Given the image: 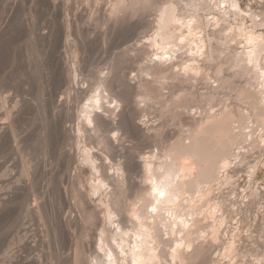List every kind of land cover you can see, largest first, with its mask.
<instances>
[{"label":"bare ground","instance_id":"bare-ground-1","mask_svg":"<svg viewBox=\"0 0 264 264\" xmlns=\"http://www.w3.org/2000/svg\"><path fill=\"white\" fill-rule=\"evenodd\" d=\"M85 1L86 8L88 7L87 5H95L100 9L101 5L107 4V17L114 18V22L124 19L126 11H130L131 15L138 8L140 9L143 4L145 5L140 10L149 9L148 6L153 7L156 4L155 2H150L148 5L149 0ZM155 1L157 2V0ZM152 3L155 4L153 5ZM222 3L225 4L221 6L220 4ZM76 4H78L77 0H0V45L11 37L15 39L16 36L20 35L18 38H22L21 41H19L20 39L17 41L21 42L17 45L20 50L17 53L20 55L21 50H23V58L26 64H21L22 66L26 67L27 65L29 67L32 65L33 67V73L31 74H34L33 84L36 95L32 100V104H30L34 107L35 110L33 111L37 114L40 111L44 113L45 110L43 111L44 102L42 103L40 97L42 94L40 89H43V87H40L42 84H40L39 73L41 63L39 53L41 51L36 52L35 50L45 37L52 39L51 41L53 39L56 41L60 34H63V38L67 37L70 27L67 19V14L69 13L67 11L70 8L73 9L72 7ZM159 4L155 5L154 8L158 7L156 9L154 32L144 45L140 44L137 47V52L144 56L146 61L143 72L155 78H170L181 84L189 82L191 79L196 80L205 65L212 70V73L205 75L206 90L197 95L198 97L189 92L188 97L172 99L170 105L174 108L181 107L183 111L184 108L187 110L189 105L194 102L206 103L208 107L197 113L189 114V120L187 117L184 122L181 121L183 117L181 114L183 113H173L176 117H179V122L181 121L179 124L182 122L185 124L187 120L188 128L185 131L180 129L177 133L175 132L176 135L173 140H170V137H173L172 135L170 137L162 135L165 140L162 137L160 138L161 135L155 138V140L159 138L161 141L163 140L162 144L157 140L162 148L159 146L161 150L160 159L155 162L153 161L154 159H151L153 157L148 160L147 157L140 158L139 155L138 158L132 151V147H128V151H124L125 148L119 143L118 138L122 136L121 138L124 140L126 137L133 139L138 138V136L141 138L147 137V139L150 137L151 133L149 131L154 127L151 124V127L150 125H141L135 121L136 117L141 116V111L144 110L140 105L141 102L163 96V92H160V86L158 87L156 83L154 84L152 81L145 79L144 76H139V79L137 77L135 81L134 79L133 81H130L131 79L125 81L123 78L118 79L116 77L117 73L115 75L114 71L112 73L107 72L106 75H102L99 78L98 89L92 94L90 93L91 95L89 98L87 97V102L85 101V104L82 103L83 105L78 108L77 116H75L76 113L73 111L75 113L74 116L78 118L74 128L63 125L65 119L73 116V113H70L71 105L69 102L62 98L58 99L57 102L54 101L55 104L53 102V107L48 108L51 110H47L49 111L48 116L50 119L48 118L47 120L49 125L48 123L45 125L49 126L52 136L49 137L50 133L47 134V141L49 143L53 135L56 136L54 141L57 142V147L52 148L51 152H55L59 159L64 160L65 166L67 165L68 167L76 162L73 171L74 179L71 185L73 192H71L76 200L75 202L81 207V224L84 221V223L94 225L98 229V234L96 233L98 240L93 246L95 255L92 259L94 261L85 259V250L81 246L80 249L78 248L79 252L77 249L74 252L73 264H80L81 262L85 264H195L205 258L208 261H212V258L210 259L208 256L210 255L209 251L211 253V250L217 247L214 244V240L220 235L221 227L226 218L230 217L233 212L228 206L227 197L222 196L219 190L215 194V186L218 185L217 187H219L222 181L228 184L232 181L233 174L230 169L234 166L245 164L250 178L256 177L259 169L264 168V159L249 158V154L254 148H259L260 152H264V30L261 31L259 29V27H264V15L251 10V8L244 12L237 0H187L184 1V4L181 3V0H166ZM146 6L148 8L144 9ZM43 7L53 12L54 21L48 26L44 25L41 18V9ZM214 10L220 11V13L222 11V13L227 12L239 15L246 13L250 24L248 22V25H246V22L241 23L240 21V24H237L233 29L228 28L229 25H222L215 17L211 25L212 28L209 29L210 19L206 18L208 21L204 20L200 12L209 13L211 11L214 12ZM227 13H224V15ZM225 18L227 19L228 17ZM106 21L109 20L106 19ZM226 27L229 30L225 36H222V39L218 38L220 31H224ZM46 28L47 30H45ZM61 29L62 31H60ZM14 34L16 36H13ZM187 46L188 48H186ZM184 48L186 50L182 51ZM152 51L153 55L150 54ZM184 52L188 53L186 56L188 62L181 63L179 61L181 72L173 70V66L178 65L177 58L181 57ZM221 53L225 56H223L222 60H218L217 58L221 56ZM16 54L13 53L14 56ZM55 55L57 56L54 59V70L52 68L51 74H46H49V77L55 74L54 78L57 76L60 84L62 83L64 87L67 86L64 91L69 90L68 93H66L67 91L65 92V96L66 94L68 95L66 98L70 97L69 100L72 99V94L75 95V93L70 91L73 87H76L75 91L81 97L85 96L86 90L82 86L77 85L79 82L77 83V77L75 78L73 71H71L72 69L70 70L72 67L69 68L68 64L65 65L66 62L62 63L63 60L61 59L64 58L59 59L58 53ZM200 61L202 64L199 63ZM1 66L0 63V68ZM224 71H227V73L225 74ZM2 75L0 74V142L4 141L3 144L10 151L8 154L11 155V152H16L17 154L19 151L21 153L19 139L22 136L20 134L22 132L20 131L19 133V130L22 127L18 128V119L29 105L30 95L27 98L26 91L19 89L20 87L15 89L3 88L2 80L5 77L10 80V75L7 76L5 74L4 78ZM8 85L4 87H8ZM222 90H227L232 99L242 104L243 108L234 103L229 104L225 100H220L216 104L218 93L222 92ZM64 91L62 89L61 92L64 94ZM50 92L49 95L52 94ZM50 98L52 97L50 96ZM161 102L162 105L165 103L169 105V102ZM70 103H73V101ZM111 103L113 104L112 106ZM31 105H29L30 109L33 108ZM215 105L219 106L213 108ZM73 107L75 106L73 105ZM27 109H25V112H27ZM74 116L73 118H75ZM34 117L37 118L35 115ZM38 120L37 118V122ZM56 123L61 124L57 126ZM42 129L45 130V127ZM49 129L46 127V130ZM22 130L26 131V129ZM111 131H119L121 134L118 135V132L109 134ZM86 133L89 138H95L99 148H89L88 142L87 146L85 140L88 139V135L85 137ZM19 134L21 135L20 137ZM166 134L168 133L164 135ZM151 136L154 137L152 134ZM42 137L46 140L45 135ZM22 138H24V134ZM123 140L121 139V141ZM73 147L77 148L78 158L71 152ZM66 148L67 150H65ZM2 149L4 148L2 147ZM101 150L108 151L110 153V156L107 154L109 157L118 153L121 159L109 164L111 162L103 161L106 156L103 157L100 154L101 152L99 151ZM106 159L109 158L106 157ZM22 163L21 175L26 178L31 177V175L34 176V172L31 170L32 167L30 165L27 166V162L25 164L24 162ZM108 169L113 170L111 172ZM237 170L239 171V169ZM136 176L139 180L135 179ZM18 183L19 185L14 186L12 184L14 187H8L11 193L14 192L19 195V190H22L20 191L21 194L24 188L27 191L32 185L31 182L21 183L22 185L20 182ZM127 190L128 193L133 191L135 194V200L130 199L133 202H123L124 198L122 195ZM31 193L33 194V192ZM251 195L255 198L258 192L255 190L251 191ZM129 196L131 197V195ZM5 204V197H0V211L7 207ZM32 209L40 214L41 206L35 204ZM67 224L70 226V223ZM127 224L129 226L125 227ZM205 231L208 232L207 234L210 235V238L203 237V232ZM165 233L171 234V236L165 237ZM233 242V239L229 240L223 252L224 257H228L229 261L226 260L228 264H234L232 252L235 246ZM213 264H223V262L216 261Z\"/></svg>","mask_w":264,"mask_h":264},{"label":"rangeland","instance_id":"rangeland-1","mask_svg":"<svg viewBox=\"0 0 264 264\" xmlns=\"http://www.w3.org/2000/svg\"><path fill=\"white\" fill-rule=\"evenodd\" d=\"M160 1L157 0L156 2L155 0H149L148 5L150 4V2L156 3V4L152 3L153 5L154 4L158 5L159 3L161 4L165 2L166 0L165 1L160 0ZM184 1H187V0H181V3L184 4ZM193 1H196V0H193ZM237 1L239 3L240 8L244 10V12H246L247 9L251 8V10L264 15V0H237ZM81 2H84V3H81ZM85 2H86L85 0L84 1L77 0L78 4L72 7L73 9L71 8L68 9L69 12L67 11V13L69 14H67V19L70 24V27H69V33L67 37L63 38V34H60L59 37L56 39V41H54V39L53 41H51L52 39L45 37L43 42L41 43L42 45L40 44L38 48L36 47L37 49L35 51L36 52L41 51L39 54L42 57V58L40 57L41 63H40L39 73H40V80H41L40 84H42L40 87H43V89L42 88L40 89V92L42 93V94L40 93L42 95V96L40 95V97H41L42 103L44 102L43 104L45 105V106L43 105V108H44L43 111L45 110L44 113L40 111L39 114H37L35 111H33L35 109L31 105L32 100L33 98H35V95H36L35 87L33 84L34 74H31L33 73L32 65H30L29 67H27L26 65V67H24L26 63L23 58L24 57L23 56L24 54L22 52L23 50H21L20 55L19 53H17V52H20L17 45L21 43L17 41L19 39H20L19 41H21L22 38L21 37L18 38V36L20 35L17 34L18 36H16V34H14L13 36H16L15 39L11 37L10 39L6 41L7 43L4 42L3 44L0 45V50L2 51V52L0 51V63L3 66V67L1 66L0 68L2 69L0 70V74L1 75L3 74L2 75L3 78L8 73H9L8 75H10L9 76L10 80L7 77H5V79L2 80L3 81L2 87L5 89L7 88L15 89V88L20 87L19 89L25 90L27 93L26 95L27 98L29 97L28 95H30V98H29L30 100L28 99L29 100L28 104L33 107V108L31 107L32 109H30V106L28 105L27 107L29 110L26 107L25 109H27V112H25V109H24L23 112L25 114L22 112L23 114H21L20 118L18 119V124L20 125V123H22V125L20 126L17 124L19 129L20 127H22L19 130V133L21 131L24 134V138H22L23 137L22 133H20L22 136L19 134V137L21 136V138L19 139L21 153L19 151L17 152V154L16 152H11V155H9L8 152L10 153V151L3 144L4 141L0 142V149H1L0 150V154H1L0 155V174H1L0 175V197L2 196L3 198L5 197V200H6L5 206H7L6 207L7 209L4 207L6 210L3 209L0 211L1 212L0 213V216H1L0 217V252H1L0 253V257H1L0 264H73L74 262L72 261L73 260L72 258H73L74 252L76 249L77 250L78 248L80 249L81 246H83L85 250L84 251V253L86 254V255L84 254L85 259L90 260L95 255L94 254L95 250L93 246H95V243L98 240V237H97L98 229L95 228L94 225H90L89 223L88 224L84 223V221L83 223L85 225L83 223L81 224L82 222L81 221L82 219L80 216V214L82 213V211L80 210L81 207L78 206V203L75 202L76 200L73 198V193H72L73 191H72L71 185L74 179L73 171H74V167L76 166V162L70 164L68 167L67 165L65 166L66 163L64 162V160L59 159L56 156L55 152L53 153L51 152L52 148L57 147V142L54 141L56 136L53 135V138L51 139L49 143L47 141L48 140L47 134L50 133V129L48 128L49 126L45 124L49 122L47 121L49 118L48 113L51 109H48V108H50L51 106L53 107V105L55 104L54 101L57 102V100L60 98H62L63 100L65 99V101L69 102V104L71 105L70 113H73V116L76 113L75 116H77L78 110H79L78 108H80L83 104H85V101L87 102V99L89 98V96L93 92H95V90L98 89L99 78L102 77V75H106L107 72L112 73V71H114L113 72L114 74L117 73L118 76L116 74L115 75L116 77H118V79L123 78V80L125 81L127 80L129 81L130 79H131L130 81H133V79L135 81L139 79L140 77L144 76L145 79L152 81L154 84L156 83L158 87L160 86L159 87L160 92L161 93L163 92L162 93L163 96L157 99L155 98V99L146 100L147 102L146 101L141 102L140 105L144 110H142L143 112L141 111L142 113V114L140 113L141 116L139 115L136 117L137 119L135 118L136 119L135 122L140 123L141 125L146 126V125L151 124L152 127L154 128H152V130H150L151 129L150 128L149 133H151L154 137H152L150 134L149 136L151 138L148 137V139L147 137L141 138L140 136L134 139L130 137H126L124 138V140L123 138H121L122 136L118 138L119 139L118 141H120L119 143L125 148L124 151H128V149L132 147V151L138 158L140 155V158L147 157L148 160L154 159L153 161L155 162L160 159L159 158V155L161 153L160 144L163 143L162 142L163 140L161 141L160 138L162 137V139H164L163 136L170 137L172 135L173 137H170V140H173L178 130L180 131L181 129V131H185L188 128L186 124L188 121L186 120L185 124L183 122L187 117H188L187 119L189 120V114L193 112L197 113L198 111L205 110L208 107L206 103L194 102L189 105L187 110L184 108V111H183V108L181 107L174 108L172 105H170V102L172 99L179 98V97H188L189 92L193 93L196 97H198L197 95H200L202 92H204V90H206L207 84H206L205 75L212 73V70L210 68H207L205 65H204L205 67L203 66V69L201 70L200 75L196 80L191 79L189 82H184L181 84H178L176 81L171 80L170 78H166V79L155 78L154 76L146 75L143 72V67L146 61L144 59L145 57L141 56L137 52V47L140 46V44L144 45L148 41V39L151 37L152 33L154 32L155 23H156L155 18L157 14L156 9H158V7L154 9L155 8V5H154L153 7L148 6L149 9L140 10L141 7L145 5V4L143 5L141 4L142 6L139 5L141 6L140 9L138 8L139 10L137 9L138 11L137 10L135 11V13L137 12V14L135 15V13H133L135 16L133 14L130 15V11H126V14H125L126 16L123 17L124 19L122 20L119 19L115 21L116 22L115 23L114 18L110 17L111 18L110 19L107 17V8H106L107 4H105L106 6L101 5L100 9H98L99 7H96L95 5L93 6L87 5L88 7L86 8ZM224 4L225 3H222L220 5L223 6ZM148 7L146 6L144 7V9ZM49 10L50 9L46 7L45 8L43 7L41 9V18L45 26H48V24L54 21L53 12ZM219 13L220 11H217V10H214V12L211 11L209 13H205V11L200 12L204 20H207L206 18H208V20L210 19L209 23L210 22L211 23L209 25V29L212 28L211 25L214 22L213 18L215 17L216 19H218L219 22L222 23V25H225V24L226 26L229 25L230 27L228 26V28H233V29L235 28V26H237V24L238 25L240 24V21L241 23L246 22L245 23L246 25H248V22L250 21L248 20V15L246 13H242V15H239V14L224 12V13H227L225 14L226 16L224 15V13H222V11L220 14ZM225 17H228V18L226 19ZM106 19L109 21H106ZM228 28L226 27L227 30L225 29L224 31L223 30L220 31V33L218 34L219 35L218 38L220 37V39H222L223 38L222 36H225L226 32L229 30ZM263 28L264 27H259L261 31L264 30ZM45 30H47V28ZM60 31H62V29ZM23 40H24V37H23ZM1 46L3 48L5 47V49H3ZM186 48H188V46ZM186 48H184L182 51L186 50ZM7 49L11 51H8ZM62 49H65V50H62ZM12 52L14 54L16 53L17 54L14 56ZM28 52L30 53V51ZM186 52H184L181 55V57L177 58V63L179 66L177 64L174 65L173 70L180 71V72L182 71L181 64L179 61H181V63L185 61L188 62V60H186V56L188 53ZM54 53L55 54L58 53L59 59L64 58V59H61L63 60L62 63L66 62L65 65L68 64L67 66L69 68L72 67L70 68V70L72 69L71 71H73V74L75 76L73 74L72 75L75 78L77 77L76 81L77 83L79 82V84L77 85L82 86L86 90L85 96L81 97L79 93L75 91L76 87L75 88L73 87L72 89L74 90L71 89L70 91L71 93H75L76 96L72 94L73 95L71 96L72 99L69 100L70 97L66 98V96H68L67 94L65 96V92L67 91L66 93H68L69 90L67 89L64 91V89H66L67 86L65 85L66 87H64L62 83L60 84V80L58 79V77L56 76V78H54L55 74L51 75L53 78L51 76L49 77V74H51L52 68L54 70V59L57 56ZM152 53L153 51L150 52V54ZM221 56H219L217 59L222 60L224 58L223 56L225 55L221 53ZM199 63H201V61ZM15 64H18V65H15ZM21 64H24V65L22 66ZM75 70H77V72H75ZM7 71H10V72H7ZM26 72H29V73H26ZM46 73H49V74H46ZM224 73L226 74L227 71H224ZM8 83H13V84L8 85ZM5 85H8V87L7 86L4 87ZM23 87H25V89H23ZM62 89L64 91V94L63 92H61ZM49 92L52 94L49 95ZM57 95L59 96L58 98H57ZM50 96L53 99L50 98ZM220 100H225L229 104L234 103L235 105L243 108L242 104H239L232 99L230 93L227 90H222V92L218 93V99L216 100V104L220 102ZM72 101L73 103H70ZM161 101L169 102L168 103L169 105H166L167 103L162 105ZM73 105L76 108L73 107ZM112 105L113 104L111 103V106ZM218 106L219 105H215L213 108H217ZM174 112L183 113L181 114L183 116V117L181 116L182 117L181 121H183L181 124H179L181 122V121L179 122V117H176V115L173 114ZM32 113L39 119L38 122H37V118H35ZM73 116L71 118L65 119L66 122L64 121L65 123L63 122V125L66 127L69 126V127L74 128L78 122L77 120L78 118L74 116L76 118L75 119L73 118ZM40 117H41V120H40ZM34 118L36 119V121ZM59 124L61 123H56L57 126H59ZM44 127H45V130L42 129ZM46 127L49 130H46ZM22 129L24 130L26 129V131H23ZM114 132L115 133L118 132L117 133L118 135L121 134L119 131H111L109 134H113ZM87 133L85 137H87V135L89 134ZM165 133H168V134L164 135ZM25 134H26V137H25ZM44 135L46 137V140L43 139L44 137H42ZM159 135H161L160 138L155 140V138L159 137ZM50 136H51V133L49 134V137ZM87 138L90 139V140L88 139L85 140L87 146L89 143V146H88L89 148L90 147L94 149L99 148V146L96 144L94 137L89 138V135H88ZM120 138L123 141H121ZM151 139L152 141H150ZM157 140H159L160 144L158 143ZM55 143L56 145H54ZM40 144H41V148H40ZM1 146L4 149H2ZM95 146H98V147H95ZM22 147L24 148L21 149ZM67 148L65 150H67ZM76 149L77 148L73 147L71 152L75 154L74 156L76 158H78L79 153ZM99 152H101L100 154L103 155V157L106 156L107 158H109V159H106V157H104L103 159V161L105 162H108V163L111 162L109 164L115 163L117 162L118 159H121V157L119 156L120 154L118 153L112 157H109L110 153L108 151L106 152V151L101 150ZM12 154H15L16 156ZM249 155H250L249 157L250 159L255 158V157L257 159H262V160L264 159V152L263 153L260 152L259 148L252 149ZM17 161L19 164L17 163ZM22 162H24V164L26 163L27 166L30 165V167L34 169L33 170L31 168L32 172H34L33 175L35 177L31 175V177L26 178L25 176L21 175V170H22V165H23ZM237 166H234L232 167V169H230V171H232V174H233L232 179H231L232 181H230L229 184L224 183V181H222L219 187H217L218 185L215 186L216 189L214 191L216 194V192H218L219 190L222 196L227 197L228 202L231 204L230 205L228 203V206L229 208L232 209L233 212L231 213L230 217L226 218L225 222L222 225L223 229L221 227L222 231H220V235L218 236L216 240H214L216 242V243L214 242V244L217 247L212 249L211 253L209 251L210 255L208 256L210 259L212 258V261H208L205 258V259L199 260L195 264H213V262H216V261L223 262V264H228L227 263L229 261L228 257H224L223 252L226 248L227 242L232 239L234 241L233 245L235 246V247L233 246L235 249L232 252V258H233L234 264H264V168L259 169L256 177L250 178L248 174V168L245 164H241ZM237 169H239V171ZM108 170L112 172L113 169H108ZM135 179L139 180L137 176ZM17 180L18 182H20V184L31 182L32 185L30 184L31 186L30 185L28 186L32 188V191L30 187H29L30 191H29V188L27 189V191L24 188L25 189V190L23 189V192H25L23 194L24 197L22 195L23 192L20 194V191L22 190L18 191L19 195L18 194L16 195V193L14 192L11 193V190L9 191L8 187H11V186L14 187L16 185H19ZM254 190L257 191L259 195V196L257 195V197L255 198H253L251 195V191H254ZM31 192H33V194ZM130 193H133V191H129L128 193V190H127L126 193H124L125 195L124 194L122 195V197L124 198V199L122 198L124 200L123 202L126 203L127 201L130 203L135 200L134 199L135 194L134 193L130 194ZM4 195H6L7 197ZM129 195H131V197ZM7 198H8V201H7ZM25 198L26 199L28 198L27 202ZM131 198L133 201L130 200ZM119 200L121 203V197L119 198ZM24 204L27 205L26 207L27 209L29 208L28 210L26 209V207H24L25 206ZM35 204L41 206L40 214L36 213L35 210L32 209V207L34 208ZM44 208L46 210L48 209L47 212ZM19 211L20 212L22 211V213H20ZM13 214H15L16 216ZM11 218H14V219H11ZM66 222L70 223L69 224L70 226H68ZM87 225L90 227H88ZM127 226H129V224L125 225V227ZM207 233L208 232L206 231L203 232V237L210 238V235ZM93 235L94 237H92ZM164 236L169 237L171 236V234L165 233ZM89 238H91L92 240ZM79 251L80 250H78V252ZM92 261H94V259H92ZM83 263L84 262H81L80 264H83Z\"/></svg>","mask_w":264,"mask_h":264}]
</instances>
